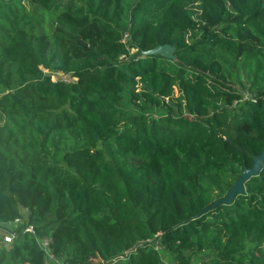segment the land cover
<instances>
[{
    "label": "trees",
    "instance_id": "1",
    "mask_svg": "<svg viewBox=\"0 0 264 264\" xmlns=\"http://www.w3.org/2000/svg\"><path fill=\"white\" fill-rule=\"evenodd\" d=\"M263 149L264 0H0V264H264Z\"/></svg>",
    "mask_w": 264,
    "mask_h": 264
},
{
    "label": "water",
    "instance_id": "2",
    "mask_svg": "<svg viewBox=\"0 0 264 264\" xmlns=\"http://www.w3.org/2000/svg\"><path fill=\"white\" fill-rule=\"evenodd\" d=\"M145 55H160L163 58L175 60L174 48L170 45H159L154 49H151L144 53ZM264 162V149L262 153L256 157L253 161V167L250 169L244 168L238 181L231 187L228 197L224 198L220 202H230L233 197L240 193L243 189L244 183L253 175H256Z\"/></svg>",
    "mask_w": 264,
    "mask_h": 264
},
{
    "label": "rangeland",
    "instance_id": "3",
    "mask_svg": "<svg viewBox=\"0 0 264 264\" xmlns=\"http://www.w3.org/2000/svg\"><path fill=\"white\" fill-rule=\"evenodd\" d=\"M52 78L55 80L57 78H62V79H68V76L67 75H63L61 73H53L52 74ZM235 88H238L240 91L243 92V97H244V100L245 99H248V98H251L252 96L245 91V86H240L238 84H233ZM177 93L176 91L173 92L172 94V98L174 99L176 97ZM124 102L122 103V106L120 107L121 111L124 112V113H134L136 111L134 105L132 102H130V100L128 99V96L127 95H124ZM236 104V103H235ZM151 118L155 117L154 113H150L149 114ZM5 231L3 230H0V248L3 246V243H4V235H5ZM6 236V235H5ZM155 248L157 249L162 261L164 264H173V258L172 256L169 254V252H167L166 250H164L163 248L159 247L158 245L155 244ZM202 255L199 254L197 255L196 257H201ZM196 257L194 258L192 256V259H194V263H197L198 259L196 260Z\"/></svg>",
    "mask_w": 264,
    "mask_h": 264
},
{
    "label": "built area",
    "instance_id": "4",
    "mask_svg": "<svg viewBox=\"0 0 264 264\" xmlns=\"http://www.w3.org/2000/svg\"><path fill=\"white\" fill-rule=\"evenodd\" d=\"M19 220H15V224H18ZM26 231L31 232L32 234H34V231L32 229V227H27ZM13 239V236L11 234H8L6 236H4V243H9L11 242V240ZM39 246L41 247V249L44 251L45 256L48 260H50V262H54L55 264H63L59 261H57L56 259H54L51 250L49 248V244H50V239L49 238H44L38 241Z\"/></svg>",
    "mask_w": 264,
    "mask_h": 264
}]
</instances>
